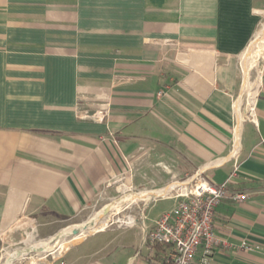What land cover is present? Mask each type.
Returning <instances> with one entry per match:
<instances>
[{"label":"crops","instance_id":"0c3cea01","mask_svg":"<svg viewBox=\"0 0 264 264\" xmlns=\"http://www.w3.org/2000/svg\"><path fill=\"white\" fill-rule=\"evenodd\" d=\"M263 19L264 0H0V232L25 264H149L142 221L161 214L121 227L112 211L198 171L227 182L226 244L194 263L264 264V58L257 124L234 105ZM106 99L107 122L78 115ZM107 206L105 227L32 248Z\"/></svg>","mask_w":264,"mask_h":264},{"label":"built area","instance_id":"2783aa9c","mask_svg":"<svg viewBox=\"0 0 264 264\" xmlns=\"http://www.w3.org/2000/svg\"><path fill=\"white\" fill-rule=\"evenodd\" d=\"M243 101L234 104L239 111L240 122L251 121L257 124L256 97L255 100H250L249 94L245 93ZM110 111V101L106 99L97 103V108L93 113L80 110L78 115L81 118L105 123ZM234 148L236 152L238 147ZM227 195V182L215 185L201 171L182 180L171 181L169 185L161 189V193L155 194L153 199L174 198L176 204L170 210L165 211L151 229L147 230L142 221L144 242L146 244L161 243L164 246L166 256L163 264H195L194 258L199 248L203 249L206 257L213 252L215 247L226 244L215 231L214 217L216 208ZM233 198L242 201L247 198V194L236 193ZM117 222L121 223V227H129L136 224V219L129 215L122 219L118 218ZM7 236L6 230L0 232L2 243L11 246L7 243ZM26 237L33 240L37 238V233L31 229L26 232ZM241 246L252 249L246 241H243ZM60 264H65V262L61 261Z\"/></svg>","mask_w":264,"mask_h":264},{"label":"rangeland","instance_id":"374dc122","mask_svg":"<svg viewBox=\"0 0 264 264\" xmlns=\"http://www.w3.org/2000/svg\"><path fill=\"white\" fill-rule=\"evenodd\" d=\"M263 24H264V19L258 31L259 30L261 31ZM256 36L257 35H255L254 39L252 40V43L249 46V48L239 57L240 66L244 70V88L247 91L253 90L257 86V82L259 80V75H260L261 62L264 58V37L259 36V39L255 40ZM244 103L245 100L243 101V105ZM129 194L130 192H126L123 193L120 197L124 198L125 195L127 196ZM139 194H146V193H139ZM153 198L154 196L150 194L149 197L145 196L143 198H137L135 200H132L131 198L123 200L121 203V207H116L114 211H112L114 213L111 216L109 225L120 226L121 223L117 222V219L125 218L130 214L135 215L136 217H138V219L140 218L139 219L140 221L143 216V213H145L146 216L148 215L156 216L159 214L162 215L165 211L170 210L173 207V205H175L174 198L161 197L155 200ZM148 203H150L148 207L146 208L143 207V205H146ZM98 212H100L99 209L91 211L86 221L92 218L93 216H95ZM103 226L100 227L99 229L103 228ZM39 240L40 239L36 238L33 244L39 242ZM26 247H30V246H24V244L21 243L16 244L14 246H8L6 244L3 245L2 249H0V264L5 263L9 253H12L18 249H26ZM29 258L30 255L27 256L23 255L22 257L18 258V260L16 259L13 262V264H25L28 260H30Z\"/></svg>","mask_w":264,"mask_h":264},{"label":"bare ground","instance_id":"6f19581e","mask_svg":"<svg viewBox=\"0 0 264 264\" xmlns=\"http://www.w3.org/2000/svg\"><path fill=\"white\" fill-rule=\"evenodd\" d=\"M256 35L257 36H256L255 40L259 39V36H263L264 37V24H263V26L261 28V31L259 30ZM250 88H252V87H250ZM257 91H258V87L257 86L253 90L246 91V93L249 94V96H250V100H255V97L257 95ZM158 193H161V190L155 191V192L146 193V194H139V193L138 194L137 193H133L132 194V193H130L127 196L125 195L124 199L131 198L132 200H135L137 198H143L145 196L149 197L150 194H152V196H154L155 194H158ZM96 215H97V217L95 216L94 219H91V220H89L87 222H84L83 224H80L78 226L70 227V228L64 230L61 234L57 235L54 239H51V240H49L47 242H44L45 240L44 241L41 240L43 242L38 243L37 245L33 246L32 248L41 250V247L42 248L48 247L53 242L58 241V239L65 238L66 236H69V235H73V232L76 231V230L79 231V234L75 236L76 239H80L82 236L86 235L88 232H90L92 230H95V229L98 230L100 227H102L104 225V219L101 220V218H100L101 217V212L97 213ZM62 244L64 246H67L69 244V242L68 241H63ZM29 250L30 249H18L16 251L12 252V253H9L4 264H13V262L16 259L22 257L23 255L25 256V254Z\"/></svg>","mask_w":264,"mask_h":264},{"label":"trees","instance_id":"16d2710c","mask_svg":"<svg viewBox=\"0 0 264 264\" xmlns=\"http://www.w3.org/2000/svg\"><path fill=\"white\" fill-rule=\"evenodd\" d=\"M148 254L146 255V261L149 264H163L166 256V250L161 243L149 244Z\"/></svg>","mask_w":264,"mask_h":264},{"label":"water","instance_id":"95a60500","mask_svg":"<svg viewBox=\"0 0 264 264\" xmlns=\"http://www.w3.org/2000/svg\"><path fill=\"white\" fill-rule=\"evenodd\" d=\"M110 209H111V206H107V207L104 209V211L101 213V217L107 215V214L110 212ZM78 234H79V231H78V230H76V231L73 232V235H78ZM54 238H55V237H54ZM54 238H53V239H54Z\"/></svg>","mask_w":264,"mask_h":264}]
</instances>
